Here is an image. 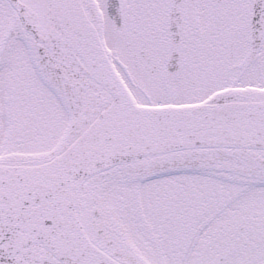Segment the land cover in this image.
Here are the masks:
<instances>
[{"label": "snow or ice", "instance_id": "6c2138e0", "mask_svg": "<svg viewBox=\"0 0 264 264\" xmlns=\"http://www.w3.org/2000/svg\"><path fill=\"white\" fill-rule=\"evenodd\" d=\"M0 264H264V0H0Z\"/></svg>", "mask_w": 264, "mask_h": 264}]
</instances>
